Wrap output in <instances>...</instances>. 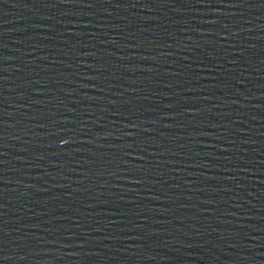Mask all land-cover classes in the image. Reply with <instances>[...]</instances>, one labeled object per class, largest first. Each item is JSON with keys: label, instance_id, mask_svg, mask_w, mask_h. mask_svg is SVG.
Wrapping results in <instances>:
<instances>
[{"label": "water", "instance_id": "water-1", "mask_svg": "<svg viewBox=\"0 0 264 264\" xmlns=\"http://www.w3.org/2000/svg\"><path fill=\"white\" fill-rule=\"evenodd\" d=\"M0 264H264V0H0Z\"/></svg>", "mask_w": 264, "mask_h": 264}]
</instances>
